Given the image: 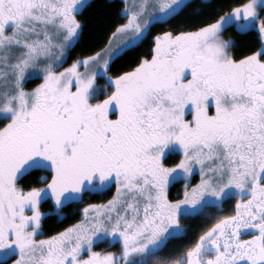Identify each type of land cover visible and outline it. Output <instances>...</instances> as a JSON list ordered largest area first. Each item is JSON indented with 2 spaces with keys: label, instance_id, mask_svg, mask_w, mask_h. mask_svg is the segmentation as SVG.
Listing matches in <instances>:
<instances>
[{
  "label": "snow or ice",
  "instance_id": "6c2138e0",
  "mask_svg": "<svg viewBox=\"0 0 264 264\" xmlns=\"http://www.w3.org/2000/svg\"><path fill=\"white\" fill-rule=\"evenodd\" d=\"M0 264H264V0H0Z\"/></svg>",
  "mask_w": 264,
  "mask_h": 264
},
{
  "label": "trees",
  "instance_id": "16d2710c",
  "mask_svg": "<svg viewBox=\"0 0 264 264\" xmlns=\"http://www.w3.org/2000/svg\"><path fill=\"white\" fill-rule=\"evenodd\" d=\"M105 2V0H92V3L94 5H96L97 7L99 6L100 3H103ZM115 2V0H114ZM225 2H227V0H225ZM97 8L94 7V8H90V9H87L85 11V16H94L95 15V12H96ZM227 34H233L231 32L227 33ZM234 35V34H233ZM236 39L239 41V43L244 46L245 48L247 47H251L253 45H257L258 44V36H257V33L255 31H252L250 32L248 35L246 36H237ZM76 51H79V49H76ZM112 195V192H107L103 195H95L92 197V201L91 202H99L101 200H105L107 199L108 197H110ZM48 205H44V209L43 210H47L48 209ZM74 207H80L82 208L83 206L82 205H79V206H74ZM65 212L69 214V219L65 220L64 223L62 224H59V225H54L52 224V221L55 220V217H50L49 218V222L48 224L46 225V227L48 228H53L55 230H59L60 227H64V226H67L68 224L70 223H73L75 219H78L79 218V212H77L74 216L72 215V212H71V208H66L65 209Z\"/></svg>",
  "mask_w": 264,
  "mask_h": 264
}]
</instances>
